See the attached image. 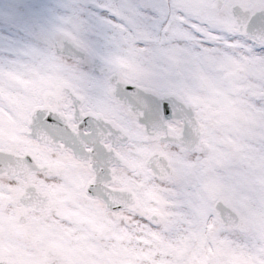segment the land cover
I'll return each instance as SVG.
<instances>
[{
	"label": "snow or ice",
	"instance_id": "snow-or-ice-1",
	"mask_svg": "<svg viewBox=\"0 0 264 264\" xmlns=\"http://www.w3.org/2000/svg\"><path fill=\"white\" fill-rule=\"evenodd\" d=\"M82 8L101 44L74 10L57 28L74 55L0 65V264H264V0ZM208 56L248 69L250 151L172 74Z\"/></svg>",
	"mask_w": 264,
	"mask_h": 264
},
{
	"label": "bare ground",
	"instance_id": "bare-ground-1",
	"mask_svg": "<svg viewBox=\"0 0 264 264\" xmlns=\"http://www.w3.org/2000/svg\"><path fill=\"white\" fill-rule=\"evenodd\" d=\"M92 2L94 0H0V65L19 62L29 51L49 50L36 31L12 23L10 17L13 15L36 14L41 19L38 27L43 29L46 26L45 31L56 35L61 21L72 11L82 10L86 13L84 18L89 21L87 38L101 44L106 32L104 17L82 8ZM53 50L60 48L56 46ZM98 63L89 61V71L101 72ZM217 67L226 70L222 83L216 77ZM243 69L248 71L240 62L208 56L199 63L177 59L172 70L182 85L190 86L191 95L196 98L212 133L221 140L228 138L235 155L255 147V133L258 131L257 121L248 109V80L243 79Z\"/></svg>",
	"mask_w": 264,
	"mask_h": 264
},
{
	"label": "rangeland",
	"instance_id": "rangeland-1",
	"mask_svg": "<svg viewBox=\"0 0 264 264\" xmlns=\"http://www.w3.org/2000/svg\"><path fill=\"white\" fill-rule=\"evenodd\" d=\"M10 21L12 23H18L23 26H29L32 30L36 31L38 35H40L41 40L46 43L47 47L49 49H56L62 46V39L60 38L59 34L51 35L49 34V31L46 30V26L42 29L41 27H38L39 23H41V19L36 14H23V15H13L10 17ZM45 29V30H44ZM97 66L103 71V66L101 63H98ZM225 69H222L221 67H217L215 69L216 77L218 80H221L222 83V76L225 74ZM248 71L243 69V79L246 81L245 78L247 76Z\"/></svg>",
	"mask_w": 264,
	"mask_h": 264
},
{
	"label": "water",
	"instance_id": "water-1",
	"mask_svg": "<svg viewBox=\"0 0 264 264\" xmlns=\"http://www.w3.org/2000/svg\"><path fill=\"white\" fill-rule=\"evenodd\" d=\"M61 52L74 55V49L71 47L70 44L62 40V46L60 47Z\"/></svg>",
	"mask_w": 264,
	"mask_h": 264
}]
</instances>
